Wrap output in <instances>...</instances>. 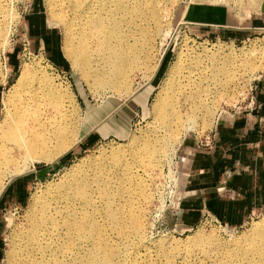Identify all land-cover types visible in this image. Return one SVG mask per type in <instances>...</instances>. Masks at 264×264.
Returning a JSON list of instances; mask_svg holds the SVG:
<instances>
[{
    "label": "rangeland",
    "instance_id": "rangeland-1",
    "mask_svg": "<svg viewBox=\"0 0 264 264\" xmlns=\"http://www.w3.org/2000/svg\"><path fill=\"white\" fill-rule=\"evenodd\" d=\"M48 4L47 0H0V121L9 90L25 67L32 75L26 88L11 97V107L16 109L24 98L33 111L41 104L46 120L56 118V109L48 107L55 94L65 102L67 121L80 140L57 161L28 159L20 163L17 173L11 167L4 170L0 264H17L8 255L10 252L11 257L19 233L27 224L32 196L43 197L53 190L68 167L81 157L86 160L81 167L91 164L103 172L101 176L108 186L105 184L98 193L109 194L112 207L120 210L124 206L128 213L117 224L111 223L98 201L100 213L94 217L97 231L72 238L71 253L77 258L67 264H264L257 250L248 244L255 226L264 232V214L253 216L244 226L230 227L207 210L201 212L196 223L186 224L177 209L182 141L194 139L197 146V141L214 129L217 118L220 121L243 108L250 88L264 69V0H218L216 4L212 0H162L159 29L145 23L126 79L114 90L98 92L65 56L64 25L50 16ZM52 5L56 18L70 19L62 1L54 0ZM33 10L38 12L42 27L53 35V54L39 37L30 38L20 30ZM179 56L181 66L176 77L181 76V80L189 64L198 62L200 69L194 74L201 75L198 89L207 96L204 98L210 113L195 114L192 123L182 120L185 127L171 141L158 127L152 103ZM242 56L252 66L251 71L228 78L224 68L231 66L232 57L239 61ZM233 62L239 64L236 59ZM68 136H73V131ZM118 149L123 157L113 159L112 151ZM124 160L130 163L129 170L118 168ZM49 183L52 186L47 187ZM137 214L138 228L133 225ZM198 236L210 238V243H197ZM47 255L53 260L60 254Z\"/></svg>",
    "mask_w": 264,
    "mask_h": 264
},
{
    "label": "bare ground",
    "instance_id": "bare-ground-1",
    "mask_svg": "<svg viewBox=\"0 0 264 264\" xmlns=\"http://www.w3.org/2000/svg\"><path fill=\"white\" fill-rule=\"evenodd\" d=\"M47 1L50 2V16L64 25L62 49L65 56L96 92L114 90L121 80L126 79L130 63L135 58L133 50L138 35L144 34L145 23L155 26L158 30L163 12L162 0H60L63 2L62 7L69 14L70 19L67 21L64 16L56 18L57 15L51 12L54 0ZM217 1L212 0L215 4ZM51 17L50 20H53ZM54 22L56 24V21ZM181 56L169 68L152 103L158 127L171 141L177 139L178 132L186 125L184 121L192 123L195 114L204 116L210 113V105L205 99L207 96L203 93L202 95L198 89V84L202 81L201 75L194 74L195 70L200 69L198 62L194 63L191 59L183 79L181 80V76L176 77L181 66ZM246 56L251 57V53ZM231 59V66L224 68L229 74L228 78L232 79L243 72L251 71L252 66L250 67V63L243 56L239 61L234 57ZM235 59L239 64L233 62ZM160 63L161 58L155 63L153 74ZM254 69L256 70V66ZM31 75L27 68H22L5 101L4 115L0 121V195L6 185L3 175L7 167L17 173L20 163L24 160H44L49 163L57 161L80 140V137L76 138L75 130L67 121L65 102L55 94L50 98L48 107L56 109V118L46 120L41 114V104L33 111L24 98H20L21 102L16 109L11 107V97L26 88L27 79ZM183 102L187 109L182 107ZM68 103L70 104L69 98ZM70 131H73V136H68ZM122 157L121 149L112 151L113 159ZM85 162L84 157L77 159V163L68 167L67 173L60 177L53 190L43 197H40V194L32 196L27 224L19 233L11 257L9 252L10 259L17 264H67L68 260L77 258L71 253L72 238L75 239L76 236L79 239L83 234H94L97 231L94 217L96 213H100V201L101 209L111 223L117 224L122 215L128 213L124 206L120 210L114 209L109 194L101 196L98 193L105 184L108 186L101 176L103 172H98L97 166L91 164L81 167L80 164ZM147 163L144 161L145 166ZM120 167L129 170L130 163L124 160L118 166ZM49 186L52 185L49 183L47 187ZM133 217V225L138 228L140 215ZM253 230L254 237L248 244L257 250L255 253L258 258L264 260V232L259 226H255ZM209 239L198 236L195 241L200 244L210 243ZM52 252L60 254L59 259L53 257L54 259L50 260V255L47 254Z\"/></svg>",
    "mask_w": 264,
    "mask_h": 264
},
{
    "label": "crops",
    "instance_id": "crops-1",
    "mask_svg": "<svg viewBox=\"0 0 264 264\" xmlns=\"http://www.w3.org/2000/svg\"><path fill=\"white\" fill-rule=\"evenodd\" d=\"M20 30L39 37L54 53L53 35L42 27L38 12L33 10ZM252 94L247 108L217 121L212 146L198 148L194 139L182 141L177 209L186 224L196 223L203 210L230 227L264 214V69Z\"/></svg>",
    "mask_w": 264,
    "mask_h": 264
},
{
    "label": "built area",
    "instance_id": "built-area-1",
    "mask_svg": "<svg viewBox=\"0 0 264 264\" xmlns=\"http://www.w3.org/2000/svg\"><path fill=\"white\" fill-rule=\"evenodd\" d=\"M252 93H253V88H250V93H249L250 97L247 100V104L243 108H237L236 111H234L231 115H233L234 113H236V112H238V111H240L242 109L247 108V105L252 101V98H253V94ZM231 115L226 116L225 119L228 118ZM217 121H218V119H217ZM213 139H214V134L211 131L202 140L197 141V147L198 148H209L213 144Z\"/></svg>",
    "mask_w": 264,
    "mask_h": 264
}]
</instances>
